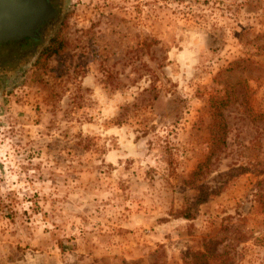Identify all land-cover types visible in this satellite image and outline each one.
<instances>
[{
    "label": "rangeland",
    "instance_id": "rangeland-1",
    "mask_svg": "<svg viewBox=\"0 0 264 264\" xmlns=\"http://www.w3.org/2000/svg\"><path fill=\"white\" fill-rule=\"evenodd\" d=\"M56 2L0 63V264H264V0Z\"/></svg>",
    "mask_w": 264,
    "mask_h": 264
},
{
    "label": "water",
    "instance_id": "water-1",
    "mask_svg": "<svg viewBox=\"0 0 264 264\" xmlns=\"http://www.w3.org/2000/svg\"><path fill=\"white\" fill-rule=\"evenodd\" d=\"M57 12L47 0H0V45L33 38Z\"/></svg>",
    "mask_w": 264,
    "mask_h": 264
},
{
    "label": "trees",
    "instance_id": "trees-1",
    "mask_svg": "<svg viewBox=\"0 0 264 264\" xmlns=\"http://www.w3.org/2000/svg\"><path fill=\"white\" fill-rule=\"evenodd\" d=\"M58 47H59V45L56 42L51 41V44H49V46H47L44 49L43 53H41V57H43V56L51 57L53 55H57L58 53H56V52H58L59 48H61V45H60L59 48ZM211 109L214 110V114H218L219 113L218 112L219 111V107H213V105H212ZM215 127L221 128V121L217 122V118H215L213 124L210 127V132H211L210 133V137H211V140H212L213 143H215V141L218 140V138H219V140H221L220 137L214 135V133H213V130H214ZM222 142H223V139H222ZM203 168H204V164L198 165L197 168L194 171H192V173H191L190 178H192L193 180H189L186 183L187 184H191V182H193L195 180V178H197L202 173ZM189 216L190 215H188L187 213L184 215L185 218H188ZM209 252L210 251L206 250L205 253H202V254L198 255V257H197L198 261L202 262L204 260L203 264H207V263L210 264L211 262H213V260H214L213 256H212V254H209Z\"/></svg>",
    "mask_w": 264,
    "mask_h": 264
},
{
    "label": "flooded vegetation",
    "instance_id": "flooded-vegetation-1",
    "mask_svg": "<svg viewBox=\"0 0 264 264\" xmlns=\"http://www.w3.org/2000/svg\"><path fill=\"white\" fill-rule=\"evenodd\" d=\"M51 6L53 8L57 9V14L56 16L49 20L48 22H44L35 32V36L33 38H23L21 40L18 41H11V42H5L4 44L0 45V63L2 60H5V58L7 57V55L10 52V48L9 45H15V50H18L19 53H27L29 51V49H35L36 45L38 44V42L41 40V37L43 36V31L45 29V27H47V25H49L50 23H52L57 17H58V13H59V9H58V5L56 0H47Z\"/></svg>",
    "mask_w": 264,
    "mask_h": 264
}]
</instances>
